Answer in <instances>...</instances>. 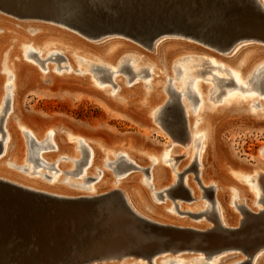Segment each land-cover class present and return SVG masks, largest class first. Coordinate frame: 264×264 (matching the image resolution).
<instances>
[{
    "label": "rangeland",
    "instance_id": "1",
    "mask_svg": "<svg viewBox=\"0 0 264 264\" xmlns=\"http://www.w3.org/2000/svg\"><path fill=\"white\" fill-rule=\"evenodd\" d=\"M253 1L256 2V0ZM257 1L264 3V0H257ZM231 15L233 20H235V22L242 24V26L244 27L247 26L249 27L250 26L249 24H258V26H262V24L259 23V19H257L256 16H252L247 12L232 9ZM0 17H3V19H0V25H5L6 28L5 32L10 34V35L9 34L4 35L9 39L8 48H7L8 52L12 51L10 52L11 53L10 54L5 49L1 53L2 56H4V57L0 56L2 57L1 61L2 59L4 61L5 57H8L9 54V56H12V60H13L12 64L13 62L14 63L16 62V64H18L20 60L26 66L24 72H29L33 76V82L31 83V85L25 86L18 91L16 96V100H17L16 109L18 112L22 113L25 116V118L41 126L62 124L68 127V129L71 132H74L78 135H82L86 138L107 140V141L110 140L113 142H119L122 138H124V136H130L135 138V140L137 139L138 141H140L143 144L144 148L149 147L154 150L160 148L163 144L169 141H173V145L174 147H176V150L182 148L185 150L189 146L188 149L190 150L192 149L191 152L194 155L196 152L199 151L202 142L201 138L200 137L199 139L197 138V140H195V143L193 141V144L191 145H186L188 138H183L179 135H176L174 132L171 133L169 131L171 129L165 126L166 120L162 118L164 116L163 108L167 106L170 100L174 98V95H171L170 93L171 86L172 88L174 87L173 89L176 92H179L178 98L180 100L181 108L185 118L184 119L185 131L188 130L191 133L192 130V134H197L199 130L201 131L204 130L203 132L206 135V125L204 126V124L199 119V116L200 118L202 117V113L204 110H208L207 108L209 109H215V108L220 109L227 107L229 108L233 99H236L238 101V104H236L232 108L230 107L231 109L233 108L236 109V111L226 115L229 121L226 123L225 127H222L221 129V135L219 140L220 147L217 151L213 149L210 160L212 162V167H214V169L217 170L219 174H223L225 181L227 182L225 194L226 197H228L229 200L228 202L231 201L230 204H228L229 211L232 213L234 219L242 217L241 211L238 208V206L244 205L243 204L244 201L242 198L240 199L237 198L239 197L238 192L235 191V193H233L231 189L232 187L236 189L237 188L239 189L241 187L246 188L249 191V193L254 197L255 192H253V189L250 188L251 185L254 183V181L251 180L250 183H245L243 181L238 180L239 177H237V175H234V173L230 174L229 172H225L222 163L220 162L219 154H222L226 159H228L231 162L238 163L242 171H248V167L252 166V164L259 165L261 166V168L264 169V162L259 163L257 160L259 148L261 144L264 142V123H263L264 105L260 106V104L264 103V90L261 88H259L260 91L258 90L257 92L254 91L251 92L249 90L247 91L241 90L231 83L233 79H231L232 77H230L231 76L230 72H237L240 74L243 82L246 83V85H249L251 84L252 81L247 80L249 78V75L246 72H256V70H260L259 68L261 65H262L261 71L264 72V66H263L264 42L263 41H257L251 39L238 40L237 42L229 46V50H227L226 52H221V50L217 49L215 46H211L209 44L200 42L198 40L191 39L190 37H183L180 35H175V36L161 35L157 37L151 44L145 45L126 36H122L120 34H114V33L104 34L94 38L89 37L74 28L66 26L65 24H60L58 22L47 19L18 17L11 15L9 16L8 14H2V12H0ZM23 23L24 25H22ZM19 24L28 33H31L28 31V29L30 30L32 28L40 27V28H46L47 30L53 29L50 34L57 37L60 40V42L57 39H54L56 40L54 41L55 43L52 42L51 44L49 42L45 46L47 48L41 49L42 55H40L37 52L38 49L37 47H35L36 48L35 51H33L31 53V56H29V58L26 59L23 52H25L26 49L25 45L27 46L26 43L27 39L26 37H19L20 35L17 36V33L14 31V30H18L16 26L20 27ZM56 29L58 30L59 34L56 33L57 32ZM63 31L65 33H62ZM64 35L67 37H65ZM68 36L70 37L72 36L73 39L69 38ZM170 42L171 43L177 42L180 43V45L171 47L167 51H164V49L162 51L161 49L162 45H167ZM63 43L66 45H64ZM122 43H124V45H120ZM15 44H17L15 49L16 51H13L11 49ZM68 44H71L74 47H71V45ZM5 46L6 45L3 44L0 47V52L4 49ZM187 46L189 47L192 46V48L189 49L187 48ZM78 49H81V52ZM86 51L89 52L94 51V53L93 52L85 53ZM164 52L166 54H169L168 55L169 60H171L169 72L166 70L167 68H165L166 67L164 61L165 58L163 57ZM67 54L71 57L73 62L72 64H70L72 66L71 69L68 68L69 63L67 62V58H65ZM146 55L151 56L152 58L146 57ZM106 56L115 57V58L113 57L115 66L106 63V60L108 58ZM77 57L82 58L87 63L84 62L85 63L84 64L83 62H80ZM3 61L2 63H5L6 59L4 62ZM115 63H119V64H115ZM246 63L247 64L250 63L249 66ZM212 65H220L221 67L226 68L228 71L226 70L222 71L218 68H213ZM46 66L51 67V69L47 70ZM179 66L183 67L184 70L182 76L183 75L187 76L186 77L187 79L185 78L183 79V81H180L178 79L179 72H181L180 69H178ZM136 72L138 74H136ZM139 72L141 73L139 74ZM191 72L193 73L190 74ZM167 73L168 74L173 73L171 78L166 76ZM212 74H216L215 76L219 77L220 79L213 78ZM49 75L55 78H59L61 80L52 81L48 84H43V85H37L35 83V82H39L44 77H48ZM66 75H70L72 77H66ZM190 76L192 78V82L189 81ZM172 77L176 78L173 79L174 81L173 85H172V81H170L172 80ZM6 79L7 78L5 77L4 78L5 84H7ZM70 79H76V81L81 80V82H79V84L72 83L68 81ZM158 79L161 80L160 85L162 84L165 87V89L161 93L163 94L166 102L167 101L168 102L165 103L167 105L165 104L163 105V108L157 114L154 121L155 125L157 124L156 126L146 124L140 121V119L137 118L136 116L130 115L124 110H118L116 108L115 109L112 108L109 104L107 105L103 100L95 96H92L86 92H83L82 91L83 89L81 88V87L84 88L91 87L94 90L101 93L109 101H114L112 99L113 97L109 93L115 91L114 92L115 95H120L121 92L117 90L118 88L117 82L121 81L125 89L127 90L132 89L130 91V94L125 96L126 98H128V105L131 106L132 104L138 105L140 102L139 98L141 96H143L141 101L142 103L145 100H148L151 93L153 92L154 85L156 84V80ZM162 79L164 80L163 83H162ZM185 80L189 81V83L185 88H183L185 83L187 82ZM95 81L98 84L95 83ZM194 81L198 83V86L207 87V92L203 94L204 102H202L201 104L200 101L192 100L191 98H188L186 95V93L188 92L187 88H191L190 83L194 84ZM223 84L226 85L222 86ZM175 86L177 87V89ZM262 86L264 87V81L262 83ZM209 87H215L216 91H211ZM178 89H180V91L182 89L183 90L186 89V91L182 92L183 91L182 90L181 91L182 94H181V92ZM6 93L7 91L5 92V94ZM215 100L218 101L216 102ZM253 100L256 101L254 103L255 106L252 108L251 105ZM5 101L6 102L2 103L1 104L2 106H0V110L2 109L4 110L1 111L2 113L0 112L1 169L4 168V170H6L7 172H12L13 174H15L16 177H14V179H16L17 181L18 180L30 181L36 178L38 182L44 184L45 187L46 186L50 187L52 183L51 177H56V178L59 177L60 179L62 178L61 179L62 182L61 180H59V178H57V183L59 184L58 186L64 187L65 189H69L71 191H77V192H82L84 194L85 193L89 194V192L85 190V188H79V189L76 188L77 189L76 190L74 189V187L72 186L70 187L67 184L70 182L77 183L79 178L82 179L85 178V177H81L82 174H80V172L86 167L88 151L84 146H80L82 147V149H80L79 147L78 149L75 148L76 149L75 150L74 146L78 145L77 141H69V144L73 145V149H72L74 152L73 154L76 153L77 156H79V157L76 156L74 159L76 162L78 161V163H76L72 159L69 160L68 159L69 157L64 156V158L62 159L56 158V162L55 159L54 161L53 160L47 161L46 163L52 165V168H43L41 166H35L34 163L29 159L28 138L24 134L20 133V139H21L20 141L23 146V158L17 159V163H19L18 165L23 166L24 169L19 170L7 166L8 164L6 162L9 161V158L6 156L7 153L2 154L5 146L4 145L5 129L3 125L5 124L4 121L6 120V116L9 113L10 103L8 99H6ZM248 101L249 103L244 105V103ZM182 102L184 103V106ZM188 119L192 120V124L190 125L188 124L189 122ZM200 123H202L203 128H201ZM155 128L158 129L156 130ZM2 134L4 135V137ZM24 143L25 145H23ZM88 143L90 145H93L90 142ZM105 147L107 149H112L115 151L125 149L122 146H115V145H111V146L105 145ZM47 149L42 150L40 153L42 155L48 153H54V150L50 146H48ZM100 154L102 155L103 158L108 157L109 161L110 160L113 161L110 162L111 163L110 165H105L104 163L105 160H103L101 166V169L103 171L109 173L110 181L109 183L108 181L106 182L107 184H109V186L106 184L108 188L115 190L114 188H118L122 186L123 181H125L128 178H131L133 183L136 182L137 186H140L143 191H147L149 193L148 194L149 198H151L152 200L151 201L149 199V202H151V206L155 204L154 206L161 205L163 207V213H165V215L163 213H161L160 215H164V219L173 222L182 219V220H187L188 223L190 222V225L203 224L202 226H209V227H212L215 224L216 218L218 217L217 210L216 208L214 209L215 204L213 200H211V198L209 200L205 198L207 201L204 199V197L202 196L203 191L197 186L195 180L196 175L194 172H192L193 170H199L198 169L199 163L196 159H193V161L190 163L192 164L190 169L192 171L188 172L189 174H187V172L183 174L182 170L181 171L179 170L182 174L179 171L178 172L176 171L177 165L179 163L178 161L182 159V156L177 155L173 159V161H171V163L170 162L165 163L161 161V154L158 155V158L160 159V162L158 164H155L157 160L155 162L152 160L151 157L145 156L144 157L145 159L143 161H141L140 159L141 163L139 164V166L137 164H134V166H136L137 168L128 167V169L126 170L117 171V170H113L117 166V163H115L116 158L114 157L113 153L108 152L106 149L104 150L100 148ZM129 155L134 156L132 154ZM76 158L78 159L76 160ZM3 160L5 161V164L3 163ZM79 160H84V161L79 162ZM119 161L120 159L118 160V162ZM57 163L69 164V167L67 168V170L66 169L58 170V168L54 166L57 165ZM103 164L106 167H104ZM112 164H114L115 166H113ZM169 164L172 165L170 166ZM156 166H160L161 168H163L164 174H166V177L164 178L162 183H159L155 178L151 180L150 176H148L151 175V171ZM55 169L57 170V172L55 171ZM101 169L98 170L92 168L91 169L92 172H90V170L88 169L86 175V178L88 179L86 181H83L81 179L78 182L82 184L86 182L84 183V185L86 184L85 187H89V185L94 184V182H96V178L99 175H101L100 174ZM42 173L46 175V177L45 176L41 177ZM177 173L178 174L180 173V175L176 176ZM4 175L6 177H9L8 174H4ZM186 175H189L191 178L194 179L192 180V182L195 185L198 192L197 198H194L190 194L189 188L185 185L184 176ZM63 180L67 182H64ZM177 181L178 183L173 185V183H176ZM183 187H185L187 191H185ZM212 189L213 188H211V190L208 191L209 195L212 194V192L214 193V190ZM253 203L254 202H251V206H250L252 210H258L257 208H262L263 206L262 202H258L257 204L254 203V205ZM175 205L177 206V208ZM206 205H208L209 208L208 211H206L205 208ZM212 206L213 208H210ZM149 207H150L149 205L145 207L146 209H144L143 213L145 215L148 214L149 217H154L153 215H150ZM81 208H82L81 211H77L69 208L68 210H65L63 208L61 209L58 208V209L62 215L63 214L65 216L70 215L74 219H78L80 213L87 209L86 206H82ZM146 210L148 211L147 213ZM194 211L196 212L194 213ZM186 212H189L191 214L193 213L199 214L202 212V214L196 218L189 216V214ZM203 212H205V214ZM206 215L212 218L211 221L206 218L207 217ZM201 217L203 218V221H200L202 220ZM50 228H48L47 230L48 232L45 231L43 232L49 234ZM65 229H66L65 226L59 225V227H56L55 229L56 231H58L57 234H49V236H55L54 238L58 240L56 241L57 242L56 245L59 248L58 251L54 252L51 247H41L30 255V254H25L23 252L22 247L19 248V246H11L7 248L5 251L3 250V248H0V264L57 263L63 258L61 253L67 247L68 248L72 247V245L69 243L67 244V247H65L64 241H66L69 237V235L64 232ZM159 235L162 238H164V240L166 241V245L174 244V243H178L180 245L183 244L189 245L190 243H192V241H194V238L190 237L189 235L183 232L171 233L169 231H164V234H159ZM213 235L214 234H212V236ZM212 236L211 234H209L205 238L207 242L205 239H203L202 243L198 245L196 250H185L183 249L184 247H181V249L177 252L178 254L172 251H165L163 252V254L159 253L153 256L151 259L152 261L151 263L169 264V260H174L175 262L171 264H178V262L176 261H179L180 259V260H184L185 261L184 263L186 264H194V263L197 264L199 261L200 262L198 264L201 263L231 264L236 262L241 257L242 258L240 259L241 261L243 260L246 261L243 264H252L253 259L248 258L243 253L241 254V252H238V250L236 251L234 249L223 250L220 253L217 252L205 258V251H210V249L215 248L221 242L225 243V245L228 246H230V244H236L241 247L245 246L244 240L239 241L237 240L238 238H232L230 239V241L229 240L227 241V239L219 238L217 235L213 237ZM262 242H264V240H259V238L257 237L253 239V243L256 244L254 246H258L257 243H262ZM23 246H25V244ZM261 249H262L261 252L264 253V248ZM147 250L149 249L147 248ZM261 259L262 257L258 259L256 263L264 264V262H261ZM100 262L99 261L94 262V264H105V262L106 264H145V261L141 260L140 258L136 260V257L134 256H131L130 258L127 257L125 259L123 258L121 260H109V261H103L101 263Z\"/></svg>",
    "mask_w": 264,
    "mask_h": 264
},
{
    "label": "bare ground",
    "instance_id": "2",
    "mask_svg": "<svg viewBox=\"0 0 264 264\" xmlns=\"http://www.w3.org/2000/svg\"><path fill=\"white\" fill-rule=\"evenodd\" d=\"M255 3L264 12V3H261L257 0ZM0 12H2V14H8L9 16L10 15L15 16L11 12H6V11H3L1 9H0ZM0 19H3V17H0ZM58 23L63 24L61 22H58ZM22 25H24V23ZM19 26H20V24H19ZM21 27L22 26H20V27L16 26V28L18 30H14V31L17 33V36L20 35L19 37H26V39H27V42H26L27 46L25 45L26 49H25V52H23L26 59L29 58V56H31V53L33 51H35V49H36L35 47H37V49H38L37 52L40 55H42V50H41L42 48H44V49L47 48L45 46L49 42L52 44V42L56 41L54 39L59 40L57 37L50 34L53 29L47 30L46 28H40V27L39 28H32L30 30L28 29V31L31 32V33H28L25 31V29H23V27L22 28ZM8 28H9V26H8ZM51 28H53V27H51ZM5 29H6L5 25H0V47L3 44L6 45L4 47V49L0 52V56H2L1 53L5 49L8 52L7 48H8L9 39L7 37H5L4 35H7L9 33H6ZM36 29L39 31H37ZM7 32H9V31H7ZM56 33H58V30ZM62 33H65V32L63 31ZM170 35L175 36L178 34L171 33ZM13 36H14V34H13ZM65 37H67V36H65ZM68 37L72 38V36L71 37L68 36ZM89 37H91V36H89ZM10 39H12V38H10ZM59 42H60V40H59ZM26 43H24V44H26ZM61 43H62V41H61ZM64 45H66V44H64ZM68 45H71V44H68ZM120 45H124V43H122ZM177 45H180V43H177V42L171 43L170 42L167 45H162L161 49H162V51H163V49H164V51H167L169 48L177 46ZM16 46H17V44H15L11 50L16 51L15 50ZM71 47H74V46L71 45ZM75 48H78V47H75ZM187 48L190 49V48H192V46L191 47L187 46ZM44 49H43V51H44ZM78 50L81 52V49H78ZM10 52H12V51H10ZM10 52H8V53H10ZM92 52L94 53V51H91V52L86 51L85 53H92ZM43 54H44V52H43ZM47 54H49V53H47ZM168 55L169 54H166L164 52L163 57L165 58V60H164L165 64H166L165 68H167L166 70L169 72L171 60H169ZM111 56L110 57L106 56V57H108L106 60V63H108L109 65H114V58L115 57L113 56L114 57L113 58ZM2 57H4V56H2ZM2 57H0V106H2L1 105L2 103L6 102L5 101L6 99H8V101L10 103L9 113L6 116V120L4 121L5 124L3 125L4 129H5V138H4V145L5 146H4V150H3L2 154L7 153L6 156L9 158V161L6 162L8 164L7 166L12 167V168H16L19 170L24 169L23 166H20V165H18L19 163H17V159L23 158V146H22V143L20 141L21 140L20 139V133L24 134L28 138L29 159L34 163L35 166H41L43 168H52V165H49L46 162L51 161V160L54 161V159L56 162V158L62 159V158H64V156L69 157L68 158L69 160L72 159L73 161H75L74 159L77 156V154L76 153L73 154L74 153L72 150L73 145L69 144V141H77L78 142V145H75L74 149L75 148L78 149L80 146L86 147V149L88 151L87 163H86V167L84 166L85 168L80 172V174H82L81 177H85V178H83V179L79 178V180L82 179L83 181H86L88 179V178H86L88 169L90 170V172H92V170H91L92 168L98 169V170L101 169L103 160H105L104 161L105 165H110L111 164L110 162H113L111 160L109 161L108 157H106V158L102 157V155L100 154V148H102L104 150L106 149L108 152L113 153L114 157L116 158L115 163H117V166L115 167V169H113V168L112 169L117 170V171L126 170V169H128V167L137 168L136 166H134V164H137L139 166L141 161H143L145 159L144 158L145 156L151 157L152 160L155 162L157 160V162L155 164H158L160 162V159L158 158L159 154H161V161L165 162V163L166 162L171 163V161H173V159L177 155L182 156V159H180V161H178L179 163L177 165L176 171L178 172L179 170L180 171L182 170L183 174L186 172H187V174H189L188 172L192 171V170H190L191 165H192L190 163L193 161V159H196L199 163L198 164L199 170H193L192 171L196 175L195 180H196L197 186L203 191L202 196L204 197V199L206 198L207 200H209L211 198V200H213V202L215 204L214 209L216 208L217 213H218V215H217L218 217L216 218L215 224L212 227L202 226L203 224H199V225L192 224V225H190V222L188 223L187 220H182V219L176 220L175 222L164 219L165 213H163V207L161 205L160 206H157V205L154 206L155 204L151 206V202H149V199L151 200V198H149V195H148L149 193L147 191H143L140 186H137L136 182L133 183L131 178H128L125 181H123L121 187L114 188L115 190L110 189L107 187V185L109 186V184L106 183L107 181H108V183L110 181L109 173L106 171H103L102 169L100 170L101 175H99L96 178V182H94V184H92V185H89V187H85L86 184L84 185V183H86V182H84L82 184V183L78 182L79 180L77 181V183H74V182L72 183V182L68 181L70 183H67V184L70 187L72 186V187H74V189L85 188V190H87L89 192V194H86V193L84 194L82 192L71 191L69 189H65L64 187L58 186L59 184L57 183V178H59V177H57V178L51 177L52 183H51L50 187L49 186L45 187L44 184L39 183L36 178L33 180H30V181L29 180L28 181L27 180H25V181H19L18 180L17 181L16 179H14V177H16L15 174H13L12 172H7L6 170H4V168L1 169V167H0V180L6 182L8 184L15 185V186H18V187H21L24 189L34 191V192L44 193V194H48L51 196L62 197V198H81V197H92L94 199L95 198H101L102 204L104 207V211L106 213L110 212L111 214H113L114 212H118V213L124 214L126 216V218L128 219L129 225L134 230V232L133 231L132 232L134 234H137V236H138V241H139L138 245L142 249L141 255L135 256V255H131V254L127 255V254L116 253L114 255V257H112V258L106 257V258L100 259L99 262L100 261L101 262L109 261V260H121L123 258L125 259L127 257L130 258L131 256H134V257H136V260L138 258H140L141 260L145 261V264H147V256H145L143 254L144 253L146 254L147 248L150 249V247L145 246L146 238L144 236V233L141 230L142 228H140V226H138V221H136V219H138L142 222H146L147 224L148 223H156V224H159L161 226H164L165 227L164 231L171 232L170 230L179 229V230H182V232H183L184 230H191V232H192L191 234H194V235H192V238H194V241H192V243H190V245H193L195 248H187L189 245H186V247L183 248L185 250H196L198 245H200L202 243V240L205 239L209 234H211V236H212V234H216V235H218L219 238L227 239V241L228 240L230 241V239H232V238H238L237 240H239V241L244 240V242H245L244 247L238 246L236 244H230V246L225 245L227 247L218 251V252L220 253L223 250H229V249L233 250L234 249L236 251L238 250V252H241V254L243 253L245 256L249 257L250 259H253L252 264H257L256 262L261 257H262L261 262H264V253L261 252L262 251L261 248H264V242L259 243L258 246H254V243H253V239L256 237L259 238V240H264V169L261 168V166H259V165L252 164V166L248 167V171H242L241 167L238 163L231 162L228 159H226L222 154H219L220 162L222 163V166H223L225 172H229L230 174L234 173V175H237V177H239L238 180L243 181L245 183H250L251 180L254 181V183L251 185V187L249 186L250 188L253 189V192H255L254 197H253V195H251L249 193V191L246 188L241 187L239 189L238 188L236 189V188L232 187V189H231L232 192L235 193V191H236L239 194L238 195L239 197H237V198H239V199L242 198L244 201V203H243L244 205L238 206V208L241 211L242 217L234 219L232 213L228 209V207H229L228 204H230L231 201L228 202L229 201L228 197H226V194H225L227 182L225 181L224 175L219 174V172L217 170H215L214 167H212V162L210 160L211 153H212L213 149H215V151H217L220 147L219 140H220V135H221V129H222V127H225L226 123L229 121V119L226 117V115L231 113V112L236 111V109H234V108L231 109L233 106L238 104V101L236 99H233L229 108L228 107L227 108H220V109L219 108H215V109L207 108L208 110L203 111L202 117L200 118V116H199V119L204 124V126L206 125V135L203 132L204 130L203 131L199 130V132L197 134H192V130H191V133L188 130L186 131L187 132L186 138H188L186 145L193 144V141L195 143V140H197V138L199 139V137L202 140L199 151L196 152L194 155L191 152L192 149L191 150L188 149L189 146L185 150L183 148L176 150V147H174V145H173V141H169V142L163 144L160 148L154 150V149H151L149 147L144 148L143 144L140 141H138L137 139L135 140V138L130 137V136H124V138H122L119 142H113L110 140L107 141V140H98V139L86 138L82 135H78L74 132H71L68 129V127H66L65 125H62V124H59V125L53 124V125L41 126V125L36 124V123L30 121L29 119L25 118V116L22 113L18 112L16 109L17 93L21 88L28 86V85H31V83L33 82V76L29 72H24L26 66L20 60H19L18 64H16V62L15 63L13 62V64H12V61H13L12 56H9V54H8V57H5L6 62L2 63V61H3V59L1 61ZM146 57L152 58L151 56H147V55H146ZM65 58H67V62L69 63L68 68L71 69L72 66L70 64L73 63L71 57L67 54ZM5 59H4V61H5ZM160 59H161V57H160ZM78 60L80 62H83V63L85 62L82 58H78ZM85 63H87V62H85ZM115 64H119V63H115ZM249 64H247V65L249 66ZM11 65H12V68H11ZM251 67H252V65H251ZM46 68H47V70L51 69V67H47V66H46ZM261 68H262V65L259 68L260 70H256V72H246L249 75V78L247 80L252 81L251 84H249V85H246V83L243 82L239 73L230 72V74H231L230 77H232L231 79L234 80V81L232 80L234 82L233 85H235L236 87H238L239 89L244 90V91L249 90L251 92L252 91L257 92L259 90L258 82L262 78V76L264 75V72L261 71ZM137 69H139V68H137ZM178 69H180V71H181V72H179L178 79L180 81H183V79H185L187 76H185V75L182 76L183 71H184L183 67L179 66ZM184 69H186V68H184ZM58 71H59V69H58ZM259 71H261V72H259ZM44 72H45V70H44ZM46 72H48V71H46ZM69 72H70V70H69ZM185 72H184V74H185ZM113 73H115V72H113ZM140 73L141 72H139V74ZM192 73L193 72H191L190 74H192ZM136 74H138V73L136 72ZM172 74L167 73L166 76L171 78ZM216 74H212V77L217 79L219 77L215 76ZM261 74H262V76H261ZM5 77L7 78L6 79L7 84L4 83ZM66 77H72V76L66 75ZM174 78L172 77V80H170V81H172V85L174 82L173 81ZM59 80H61V79L55 78V77H52L51 75H49L48 77H44L39 82H35V83L37 85H43V84H48L52 81H59ZM68 81L72 82V83H77V84H79V82H81V80L76 81V79H70ZM163 81L164 80L162 79V83H163ZM185 81H187V80H185ZM189 81L192 82L191 76L189 78ZM189 81H187L185 83L183 88H185L187 86ZM160 82H161L160 79L156 80V84L154 85L153 92L151 93L148 100H145L142 103L141 101H142L143 96H141L139 98V101H140L139 104L138 105L132 104L131 106L128 105V98H126L125 96L129 95L130 91L132 89H130V90L125 89L123 87V85H122L123 83L121 81L117 82L118 88L116 87L117 90H119L121 92V94L115 95V93H114L115 91L109 93L113 97L112 99L114 101H109L101 93H99L98 91L94 90L91 87H85V88L81 87V88L83 89L82 90L83 92H86L92 96H95V97L103 100L107 105L109 104L112 108H114V109L116 108L118 110H124L125 112L129 113L130 115H134L137 118H139L140 121L154 126L155 125L154 121H155L157 114L161 111V109L163 108V105L168 102V101L166 102L163 94L161 93L165 89V87L162 84L160 85ZM95 83H97V82L95 81ZM79 86H81V85H79ZM89 86H91V85H89ZM190 87L191 88H187L188 92L186 93V95L188 96L190 94H194L198 98L197 101H200V104L202 102H204L203 94H205V92H207V87L206 86H198V83H196V81H194V84L190 83ZM171 88H172V86H171ZM176 89H177V87H176ZM209 89L211 91H216L215 87H209ZM5 90L7 91L6 94H5V92H6ZM178 90L180 91V89H178ZM184 91H186V89L183 90L182 92H184ZM182 92H181V94H182ZM255 101L253 100V102H252V105H251L252 108L255 106V104H254ZM248 103H249V101L244 103V105H246ZM170 104H172V103L169 102V104H168L169 107L172 106ZM165 105H167V104H165ZM262 105H264V103L260 104V106H262ZM167 106H165L163 108V110ZM183 106H184V103H183ZM1 111H4V110L2 109V110H0V112ZM162 118H164V116ZM202 123H200L201 128H203ZM188 124L189 125L192 124V120H189ZM165 126H167V128L172 130V131L169 130L171 133L174 132L176 134L175 130L170 125H168L167 121H166ZM155 129L157 130L158 128H155ZM199 129H200V127H199ZM3 137H4V135H3ZM206 140H208V141H206ZM31 141L33 143H36L37 145H35V144L31 145ZM88 142L92 143L93 145H90ZM23 145H25V143ZM105 145L106 146H111V145L122 146L125 149L115 151L112 149H107L105 147ZM48 146H50L54 150V153H48V154L42 155L40 152L44 149L46 150L48 148ZM80 149H82V147H80ZM129 152H131V153H129ZM0 154H1V152H0ZM129 154H132L134 156H131ZM77 157H79V156H77ZM35 158H37L36 161L34 160ZM77 159L78 158H76V160ZM119 159H120V161L118 162ZM140 159H141V161H140ZM6 160H8V159H6ZM257 160L259 163L264 162V142L261 144V146L259 148ZM20 161H22V160H20ZM83 161L84 160H79V162H83ZM197 161H196V163H197ZM3 163L5 164L4 160H3ZM70 163H71V161H70ZM76 163H78V161ZM105 165L103 164L104 167H106ZM112 165L115 166L114 164H112ZM54 166H56V168H58V170H63V169L67 170V168L69 167V164L57 163V165H54ZM55 171L57 172L56 169H55ZM43 173L41 174V177L42 176L46 177V175H44ZM180 173L179 174L177 173L176 176L180 175ZM4 174H8L9 177H6ZM98 174H99V172H98ZM174 174H175V172H174ZM148 176H150L151 180L155 178L159 183H162V181L166 177V174H164L163 168H161L160 166H156L151 171V175H148ZM184 177H185L184 178L185 185L189 188L190 194L194 198H197L198 192H197L195 185L192 182V180H194V179L191 178L189 175H186ZM61 179L59 178V180H61ZM172 181H171V183H172ZM61 182H62V180H61ZM64 182H67V181H64ZM177 183H178V181L176 183H173V185L177 184ZM171 186H172V184H171ZM211 188H213L212 190H214V193L212 192V194L209 195L208 191L211 190ZM81 190H83V189H81ZM251 202H254L256 204L258 202H262L263 206H262V208H257L258 210H252L250 208ZM254 203H253V205H254ZM148 205L150 206L149 207L150 208L149 213H150V215H153L154 217H149L148 214L145 215L143 213L144 209H146L145 207H147ZM176 208H177V206H176ZM205 208H206V211H208V209H209L208 205H206ZM210 208H213V206ZM180 209H182V208H180ZM147 212L148 211L146 210V213ZM195 212L196 211H194V213ZM161 213H163L164 215H160ZM186 213H188L189 216L196 217V218L202 214V212L199 214H194V213L191 214L189 212H186ZM203 213L205 214V212H203ZM136 217H138V218H136ZM212 217H213V215H212ZM206 218L210 221L212 219L210 216H207ZM200 221H203V218ZM147 229L149 230V238H151V240L153 241V243L155 245L153 247V252H156V254H159V253L163 254V252H165V251H172V252H176V254H178L177 252L181 249V248L176 249L180 245L178 243L167 245L168 247H174L176 250L175 249L173 250V248H166L165 250H162L164 248V246H166V241L159 234H164V231L158 232L155 230H151L150 227H147ZM192 230H194L195 232ZM196 232H199V233H196ZM213 236H215V235H213ZM206 242H207V240H206ZM175 244H178V245L176 246ZM205 252H208V251H205ZM156 254H154L153 256H155ZM152 257H151V259H152ZM151 259H150V263L152 262ZM240 259H242V258L240 257L236 262L231 263V264H239V263L244 261V260L241 261ZM225 260H227V259H225ZM170 261H172V263L175 262L174 260H169V262ZM94 262H98V261H90L87 264H94ZM165 262H166V260H165ZM176 262H178V264H186V263H184L185 262L184 260H180V259H179V261H176ZM105 264H106V262H105ZM165 264H167V263H165ZM225 264H228V263H225Z\"/></svg>",
    "mask_w": 264,
    "mask_h": 264
},
{
    "label": "water",
    "instance_id": "3",
    "mask_svg": "<svg viewBox=\"0 0 264 264\" xmlns=\"http://www.w3.org/2000/svg\"><path fill=\"white\" fill-rule=\"evenodd\" d=\"M0 9L18 17L61 22L91 37L114 33L145 45L171 33L190 37L217 49L228 48L238 40L264 42V12L253 0H0ZM232 9L256 16L263 27L258 24L244 27L235 22ZM263 80L264 75L258 86L264 90ZM231 83L234 84L233 81ZM170 91L174 98L170 100L172 106L168 105L163 110V119L177 135L186 138L179 92L172 88ZM187 97L198 100L194 94ZM32 144L37 145L31 141ZM183 189L187 191L185 187ZM82 206L87 209L80 213L78 219L62 215L59 211L61 208L81 211ZM136 221L146 238L145 246L150 247L143 255L147 256V264H151L150 259L156 252H153L155 245L149 238L147 227L158 232H163L165 227ZM59 225L65 226L64 232L69 235L64 241L65 247L68 243L72 247H67L61 253L63 258L55 264H87L112 258L116 253L135 256L142 253L138 236L133 233L126 216L118 212L106 213L101 198L56 197L0 180V248L5 251L11 246H19L30 255L41 247L58 251V240L49 234H57L55 229ZM48 228L49 234L45 233ZM170 231L182 232L179 229ZM183 233L190 237L194 235L190 234L191 230H184ZM181 247L186 245H179L176 249ZM226 247L225 243H219L213 250L205 252V258ZM166 248L175 249L166 245L162 250ZM187 248L195 247L189 244Z\"/></svg>",
    "mask_w": 264,
    "mask_h": 264
},
{
    "label": "flooded vegetation",
    "instance_id": "4",
    "mask_svg": "<svg viewBox=\"0 0 264 264\" xmlns=\"http://www.w3.org/2000/svg\"><path fill=\"white\" fill-rule=\"evenodd\" d=\"M219 50H221V52H226L227 50H229V47L225 48V49H219ZM204 61H206V60H204ZM212 66H213V68H218V69H220L222 71H225V70L228 71L226 68L223 69V67H221L220 65H212Z\"/></svg>",
    "mask_w": 264,
    "mask_h": 264
}]
</instances>
